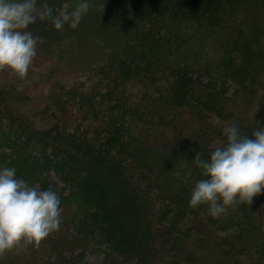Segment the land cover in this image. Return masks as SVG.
Listing matches in <instances>:
<instances>
[{
  "label": "trees",
  "instance_id": "obj_1",
  "mask_svg": "<svg viewBox=\"0 0 264 264\" xmlns=\"http://www.w3.org/2000/svg\"><path fill=\"white\" fill-rule=\"evenodd\" d=\"M79 2L47 0L54 13L65 3L74 8ZM88 3L89 11L76 29L56 30L37 20L28 30L41 38L37 47L46 50L65 40L96 39L100 54L93 60L92 81L86 90L70 88L68 96L79 99L78 114L93 118L107 142L139 164L150 186L174 211L159 217L139 185L104 144L95 141L96 133L87 135L67 123L61 105L45 125H36L14 112L5 99L2 102L13 89L0 84V166L14 167L17 178L37 183L40 189L51 186L62 209L59 231L39 246L5 253L0 264H88L82 260L84 250L98 246L107 254L95 264H168L162 258L165 244L175 255L172 264H264V189L250 205L229 208L217 218L207 214V205L190 209L191 190L204 179L193 159L199 152L207 160L221 143H206L205 134L210 133L201 125V116L192 117L186 128L175 121L181 107L197 103L220 118L228 108L235 117L232 125L244 135L264 126V92L254 117L237 109L244 96L252 99L258 87L264 90V0ZM203 77L209 82L202 83ZM228 81L236 86L231 98L225 96ZM162 82L167 89L160 88ZM218 137L225 139L222 133ZM49 172L61 178L67 194L51 185ZM124 212L131 219L120 220ZM196 213L218 223L223 233L233 230L214 240L210 231L192 232L182 226ZM137 232L139 239L133 244ZM208 242L213 243L210 258L203 257ZM132 246L135 255L126 257ZM77 249L80 252L74 254ZM244 255L248 258L243 262Z\"/></svg>",
  "mask_w": 264,
  "mask_h": 264
},
{
  "label": "clouds",
  "instance_id": "obj_2",
  "mask_svg": "<svg viewBox=\"0 0 264 264\" xmlns=\"http://www.w3.org/2000/svg\"><path fill=\"white\" fill-rule=\"evenodd\" d=\"M89 11L88 0L74 7L65 3L54 13L47 0H0V70L24 79L37 55L41 41L28 26L37 20L49 22L56 30L76 29ZM224 141L207 160L198 152L193 159L204 179L195 182L188 207L207 205V214L217 218L229 208L250 205L264 189V126L244 135L235 125L222 130ZM60 200L51 186L40 189L16 177L14 167L0 166V257L21 247L39 246L59 231Z\"/></svg>",
  "mask_w": 264,
  "mask_h": 264
},
{
  "label": "rangeland",
  "instance_id": "obj_3",
  "mask_svg": "<svg viewBox=\"0 0 264 264\" xmlns=\"http://www.w3.org/2000/svg\"><path fill=\"white\" fill-rule=\"evenodd\" d=\"M95 45L98 46L99 44L97 43L96 39L90 37L81 41L65 40L56 46H50V49L47 50L46 48L37 47V55L33 59V63L24 79H18L14 76H11L7 71L0 70L1 86H4L5 83V85H9L13 89L11 93L12 96L9 94V96L1 98L3 100L2 102H4L5 99V102L11 106L14 112L25 115L30 119L31 123H35L36 125H45V123L49 121L48 115H51L50 113L57 111L56 107L61 105L65 111L63 117L66 119L65 121H67V123H72L74 126H79L78 128L84 129L83 131L87 135L96 133L95 141L97 142L99 140L98 142L104 144L103 148H106V151L110 153V156L117 160L120 166L123 167L125 171L131 176V181L133 180V183L139 185L141 191H143V193L148 196V202L151 204L153 211L161 218L165 217V215H171L170 213L174 211L172 204L164 200L150 186L149 175L139 166L137 162L129 158V156L121 149L113 145L111 142L109 143L106 141V137L101 133L100 130H98L99 126L93 118L90 116L79 115L78 112L79 108L81 107L79 104V99H75L76 97L73 96H68L70 88L73 87L77 91H82L81 89L86 90L90 84V81H92L91 77L94 76L92 69L95 65V61L93 60H97L100 54V48L94 47ZM81 54L86 56L82 57L80 56ZM201 82L207 83L209 80L207 77H203L201 78ZM159 84L160 88H168V85L163 82ZM227 85L228 92L225 94V96L231 98L236 86L231 81H228ZM263 92V86H261L258 87V90H256L252 99L244 96L241 101L237 102L239 103L237 106L238 111L241 113L247 112L248 116L254 117L256 108L258 107V101L262 99ZM81 103L84 104L83 102ZM85 104H88V102H85ZM181 109V114L178 116L176 115V125L184 126L186 128V125L190 123V119L192 121L193 118L199 119L201 116L202 122L205 120V122L201 123V125H203V128L206 129L207 133H210L209 137L205 134L207 144L216 145L217 143H222L223 140L222 138L218 137V134L222 133L224 127L232 125L235 118L233 115L234 113L230 114L228 108L225 109V113H223L222 118L212 114L209 110L204 109L197 103L189 104V106L181 107ZM227 112L228 115L226 116ZM195 115H198V117ZM185 135H187V133H185ZM47 179L51 185L58 190L59 193L67 194L68 188L58 175L53 172H49ZM26 183L29 186L39 188L37 183ZM261 207V212H259L262 221V230L264 231V195L262 198ZM123 214L124 217L120 220L125 221L127 219H131V215L129 213L124 212ZM257 216L259 220V214H257ZM185 220L187 221V224L182 226L190 227L192 229L190 231L192 232H195L198 229L202 233L205 231H210L212 235L209 236L214 240H218L219 237L225 236L219 234L231 233L233 230L232 228L231 230H226V232L223 233L219 230L218 223H210L206 221L204 216L199 213H196L194 216L188 215ZM160 223V226H164L166 229L169 228L167 223ZM138 234L140 233L137 232V235L131 238L133 244L138 241ZM190 237L198 238L199 235H190ZM211 244L213 245L212 242L206 243V249L203 253V257L210 258L209 250L211 249L210 247H212ZM163 249L164 253H162V258L167 261L168 264H172V262L176 259L174 253L171 251V246L169 244H165ZM134 250L135 248L133 246L132 248H128L125 252L126 257H133L135 255ZM78 252H80V249L75 250L74 254H77ZM105 254H107V251H105L104 246H98V248L94 250L85 249L82 254V260L88 264H95L101 262L104 259ZM247 258L248 257L244 255V257H242L243 262L247 261ZM174 264L183 263L175 262Z\"/></svg>",
  "mask_w": 264,
  "mask_h": 264
}]
</instances>
